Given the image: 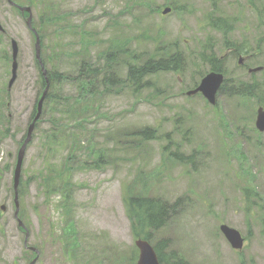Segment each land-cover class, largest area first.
Listing matches in <instances>:
<instances>
[{"label": "rangeland", "instance_id": "obj_1", "mask_svg": "<svg viewBox=\"0 0 264 264\" xmlns=\"http://www.w3.org/2000/svg\"><path fill=\"white\" fill-rule=\"evenodd\" d=\"M16 1L27 3L26 0ZM259 1L216 0V17L234 24L228 33L208 27V18L214 15V10L207 0H45V6L60 17V31L67 35V38L64 33L60 35L64 50L68 42L67 56L57 63L60 71L75 78L78 66H74V62L86 59L95 66H102L100 57L104 50L128 52L118 55L116 76L123 83H119L115 92L106 91L98 98L95 93L81 97L83 103L88 99L94 101L93 105H86L89 107L87 115L82 114L87 125L80 123L84 126L83 132L89 129L94 133L90 137L85 133L80 135L85 134L66 172L72 184L75 224L87 245H93L96 253L108 256L110 264H135L134 242L144 236L143 223L138 222L137 215L130 212L126 204V198L131 195L168 202L181 198L182 208L177 215L166 229L152 238L155 242L167 240L168 249L175 251L176 259L187 264H264V167L260 165L264 161V148L246 152L241 139L248 136L247 140L257 141L256 146L264 143V133H259L253 123L256 104L237 99L241 107L236 109L219 97L214 108L199 95L186 94L210 70L195 52L207 42L212 44L218 58L223 56L225 68L234 80L247 82L248 78L243 63L239 65V58L233 56L235 47H254L262 40L258 50L261 54L256 56V61L251 64L245 60L244 64L247 67L264 64V0L262 4ZM170 4H176L177 8L162 15L161 11ZM31 8L36 24L39 12L34 6ZM87 10L90 14L85 13ZM0 25L4 30L0 34V93H8L7 115L11 121L10 137L1 145L3 151L0 152V206L6 207L0 212V264H29L30 251L24 246L26 235L19 231L13 200L8 193L14 167L4 171L2 166L10 161L15 166L19 143L26 134L40 91L35 41L25 19L7 0H0ZM11 40L18 45V70L15 82L8 89ZM58 43L59 39L51 37L45 41L48 46ZM160 48L167 53L181 50L184 59L189 55L183 69L148 78L149 86L134 92L133 86L125 83L126 68L121 60L126 61L133 54L160 56L163 53ZM52 50L53 47L48 53V63L53 59ZM146 59L144 56L141 61ZM261 77L264 78V74L256 75V81ZM90 84L86 83L81 90L84 93L100 91L99 81L95 90ZM77 89L78 84L73 81L64 85L63 94L74 97L79 94ZM230 110L233 115L228 113V120L226 116L224 123L219 121L217 112L225 114ZM51 113L50 106L44 102L41 124L26 149L22 178L34 181L27 197L22 198V207H25L28 222L27 245L38 246L40 250L36 264H69L59 253V246L52 247L49 243L51 238L57 241L56 223L62 216L57 205L61 199L46 201L37 178L42 173L49 175L44 156L53 165L67 156L65 151L59 154L46 139L53 119ZM239 113L247 117V122L241 118L244 124L237 130L227 122L239 121ZM232 116L237 117L232 119ZM69 126L68 130L77 129L74 135H78L74 122L70 121ZM145 127L159 132L156 140L139 144L131 135L123 134L126 129L133 132ZM225 130L229 137L225 136ZM235 131L239 135L241 132L240 138L237 134L232 137ZM84 140H89L87 146ZM127 140L136 146L127 144ZM164 146L172 150L176 147L183 155L195 151L193 165L178 163L163 152ZM49 149L54 152L50 154ZM126 150L131 156L135 154L133 161ZM98 155L102 163L93 167L91 162H95ZM84 159L87 161L83 166ZM251 186L259 196L255 200L248 193ZM32 206H36V212L32 211ZM221 224L246 237L241 252L233 251L228 245L219 231Z\"/></svg>", "mask_w": 264, "mask_h": 264}, {"label": "trees", "instance_id": "obj_2", "mask_svg": "<svg viewBox=\"0 0 264 264\" xmlns=\"http://www.w3.org/2000/svg\"><path fill=\"white\" fill-rule=\"evenodd\" d=\"M14 3H16L19 6H27L32 7L34 6L36 10L39 12L38 18H36V24L32 17V28L36 31L37 35L39 36L40 42H41V61L46 68L45 75L42 74L40 66L38 62L35 60L37 72H38V89L39 94L37 98V102L39 98L41 97L44 89L48 85V90L45 96L44 102L47 103L48 106H50L52 110V122L50 121V130L49 134H46V139L50 144L56 148V151L60 154L61 152L65 151V154H67L66 157H64L62 160L58 161L56 165L51 164L48 159L43 157L45 164L49 167V175H46L45 173L38 175V180L40 181V187L42 194L46 198V201H49L50 199L59 197L61 201L59 202V205H57V208L62 212V216L58 218V222L56 223V228L58 230V236L57 241H55L53 238L49 240L50 245L53 247L54 245H58L60 248L59 253L62 255V257L69 263V264H110V261L108 260V256H106L103 252L96 253L95 247L93 245L88 246L86 241V238L82 236L81 232L77 228L75 221H74V200L72 198V184L70 183V178L67 177L66 172L70 170V161L74 158L75 150L77 148V145L79 143V140L84 137L86 134L87 136H91L94 131H91L87 129L86 132H83V127L80 123L83 121V125H87L86 122H84L83 116L87 115L86 112L89 109L88 106L89 103L92 105L94 104L91 99H88V101L80 102L81 97H84L86 95H92V93L97 95V98L100 96L101 93H105L106 91L115 92L116 89L119 87V83L122 84L123 82H119V78H117L115 73V66L118 60V55L121 53V51H108L104 50L102 56L100 57V61L103 63L102 66H95L92 62L87 61L86 59L81 60L80 62L76 63L74 62V66H78V70L76 71V77L73 78L64 72L57 69V63L67 56L66 47L68 45V42H65V50L61 43V34L64 33V36L67 38V35L64 31H60L61 27L59 26L60 17L55 15L53 11L50 10L49 7L45 6V0H26V4L20 3L16 0H12ZM213 1V0H211ZM53 9V8H52ZM14 10L19 14L20 17L23 19H26L27 14L21 13L19 10ZM32 10V8H31ZM85 13H89L88 10L85 11ZM90 14V13H89ZM212 21V27L216 30L220 31H226L228 28V21L224 18H215ZM4 33V30H3ZM1 34V33H0ZM78 34L81 36V30L78 29ZM34 37V36H33ZM47 37L55 38L57 41L59 39L58 44H53L52 46L45 45V41ZM53 47L52 55L53 59L48 63L49 58V50ZM75 53V52H74ZM79 53V52H78ZM123 53V52H122ZM68 54H70L68 52ZM81 55V54H80ZM99 57V56H98ZM71 58H74L71 56ZM132 62L128 60V64L126 67V78L125 83L127 85L133 86L134 92H137V90H142L148 86V82H145L144 80L150 76L156 75L158 73L162 72H176L179 71L180 68L183 65V58L180 54L171 55L165 59H159V60H145L141 63V61L138 60L137 56H132ZM99 59V58H98ZM140 59V56H139ZM203 60H208L210 63V70L216 71V72H224V69L222 68V61L217 60L216 57L212 56L211 58H204ZM140 62V63H139ZM99 77V80H98ZM67 81V82H66ZM77 82L78 84V91L79 94L74 95V97L66 96L63 94V87L64 85L71 83V82ZM98 81L100 82L101 89L97 93L95 91H91L90 93H84L83 90H81V87L83 88L86 83H91L93 85V88L95 90V86L97 87ZM228 82H226L223 90L222 95H227L228 98H231L232 96H237L240 100H250L252 98H255L257 101V107L264 105V80L262 84V88L260 85V90L258 84H251V83H240L236 88L233 86H229ZM90 84V85H91ZM8 93L4 92L3 94L0 93V152L2 150V144L10 137V127H11V121L10 116L7 115L8 113V104H9V98ZM230 96V97H229ZM34 106L33 113L31 114L30 122L32 121L33 117L36 114V105ZM84 105V107H83ZM74 122L75 127L78 128L77 134L74 135V131L77 129L68 130L70 129L69 122ZM41 124L40 120L36 123L35 129ZM34 129V131H35ZM132 130V129H131ZM123 130L124 135H131L132 139H136L140 143H145L144 141H152L155 140L157 137V131H154L152 129H149L147 127L145 128H137L133 130ZM85 133L83 136L80 137L81 134ZM34 134V133H33ZM26 135V134H25ZM124 136V137H129ZM80 137V138H79ZM25 136L19 143V147L24 141ZM126 138V139H127ZM87 146V142L84 140ZM127 144L131 146H136L135 143L131 144L129 143V140L126 141ZM136 142V141H135ZM124 144V143H121ZM134 149H132L133 152ZM167 150V149H166ZM128 154L130 152L126 150ZM47 152V150H46ZM50 154L54 151L52 149H49L48 151ZM131 152V153H132ZM94 154L95 151H92ZM93 154H90L93 156ZM172 158L180 164H188L193 165L194 162V156L196 154L195 151L191 152L189 155H183L178 154V152H170L169 153ZM146 155V154H145ZM101 155H98L95 162H91L93 167H99L102 163V157ZM130 161H133L135 159V154L131 156V154L128 156ZM134 157V158H132ZM8 160L10 161V156H7ZM128 159V160H129ZM86 159H84V164H86ZM127 161V160H126ZM2 167H4V171H9L10 167H14L12 165L11 161L10 163L4 164ZM54 167H59L58 170L53 169ZM2 172V171H1ZM3 173V172H2ZM1 175V173H0ZM29 180V179H28ZM24 178H21L19 190H18V201H19V208H18V219L22 222L23 228H19V231L24 233L26 235V241L24 243V246L27 250L30 251L29 253V261L28 263L40 255V250L37 247H31L27 245V227L28 222L26 221V210L25 207H22V198L27 197V192L29 191V186L31 187V182L34 181L32 178L28 181ZM8 193L10 194L11 199L14 198V193L12 189V180L10 183V187L8 188ZM249 195L250 192L248 191ZM130 195V194H129ZM246 194V201L249 202V196ZM126 204L128 206L129 211L134 212V214L137 215V220L141 224L144 225V239L148 241H152V236H154L155 233L160 232L164 228H166L169 225L170 220L177 215V212L179 211L181 202L180 198L177 199L174 202H168L159 198H153L149 196H136L131 195L126 198ZM12 205L14 207L13 201ZM32 211L36 212V206H32ZM1 212V211H0ZM140 216V217H139ZM138 224V223H137ZM139 238V237H137ZM136 238V239H137ZM84 242V243H83ZM152 243V242H151ZM87 246V247H86ZM169 246V242L167 240H160L158 243L154 245V249L157 253L158 259L161 264H165L164 256H163V249L164 247L167 248ZM36 250V252L32 251ZM112 251L113 247H111ZM105 250V249H104ZM95 253L90 254L89 253ZM134 254V252L132 253ZM91 255V257H90ZM90 257V259H89ZM167 260V259H166ZM175 260V261H173ZM173 260L170 262L171 264H186L182 260L176 261V258H173ZM168 264L169 263V260Z\"/></svg>", "mask_w": 264, "mask_h": 264}, {"label": "water", "instance_id": "obj_3", "mask_svg": "<svg viewBox=\"0 0 264 264\" xmlns=\"http://www.w3.org/2000/svg\"><path fill=\"white\" fill-rule=\"evenodd\" d=\"M25 10L29 11V9H25ZM167 11L168 10L164 11V13H166ZM27 26L30 28V18L27 22ZM17 51H18L17 45L15 42H13L12 43V60H13L12 77L10 79L9 84H12L14 82V80L16 79ZM39 55H40L39 43L37 42L36 43V57H37V59H39V57H40ZM221 83H222V75H220L218 73H210L201 81V84L198 87L197 91L201 92L203 94V96L210 103H213L215 93L219 89V86ZM45 94H46V90H45V93L43 94V96L41 97V99L38 103V109H37L36 117L34 118L33 123L29 126L26 139H25L24 143L22 144V146L18 152V155H17V162L15 165L14 175H13V190L15 193V202L17 201V199H16L17 188H18L19 180H20V176H21L22 164H23V159H24L26 147L31 140V134H32V131L34 129V123L39 119V117L41 115L42 103L44 101ZM255 125L259 131H264V107H260L257 109ZM220 231L233 249L239 250L242 248L243 239L237 230H235L231 227H228L227 225H221ZM135 244H136L137 248L139 249V259H138V262L136 264H159L157 261V257H156V254L154 252V249L149 245V243L147 241L138 240V241H136ZM31 264H34V261Z\"/></svg>", "mask_w": 264, "mask_h": 264}, {"label": "flooded vegetation", "instance_id": "obj_4", "mask_svg": "<svg viewBox=\"0 0 264 264\" xmlns=\"http://www.w3.org/2000/svg\"><path fill=\"white\" fill-rule=\"evenodd\" d=\"M245 237V236H244Z\"/></svg>", "mask_w": 264, "mask_h": 264}]
</instances>
